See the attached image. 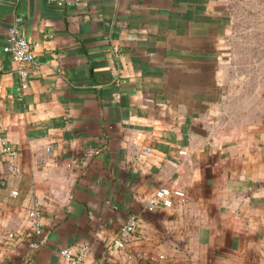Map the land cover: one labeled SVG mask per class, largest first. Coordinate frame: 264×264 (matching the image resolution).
<instances>
[{
  "label": "crops",
  "instance_id": "obj_1",
  "mask_svg": "<svg viewBox=\"0 0 264 264\" xmlns=\"http://www.w3.org/2000/svg\"><path fill=\"white\" fill-rule=\"evenodd\" d=\"M234 2L0 0V264H71L61 247L82 244L85 264H264V84L235 85ZM161 186L186 198L148 209Z\"/></svg>",
  "mask_w": 264,
  "mask_h": 264
},
{
  "label": "built area",
  "instance_id": "obj_2",
  "mask_svg": "<svg viewBox=\"0 0 264 264\" xmlns=\"http://www.w3.org/2000/svg\"><path fill=\"white\" fill-rule=\"evenodd\" d=\"M60 7L69 5H84L88 0H47ZM21 17L17 16L11 22L7 29V43L6 50L10 51L12 57L18 62L17 72L22 79L23 86H26L29 78V66L38 65L37 53L35 50V43H33L22 31L19 26ZM46 149L50 151V147ZM0 150L5 153H15L16 149L13 145L9 144L7 139L0 135ZM181 153H186L185 149L180 150ZM17 191H14L16 194ZM179 196L183 199L186 198V192L183 189L172 188L169 186H161L151 195L147 196L146 204L150 210L157 209L161 206H172L174 204V197ZM31 224L34 228V236L38 237L42 233L40 219L41 212L38 207L33 208L30 213ZM138 219L135 216H130L127 221L120 227L119 232L113 238V244L118 247H123L131 240L138 229ZM33 246H38V238L31 241ZM89 245L82 244L78 248L72 245H64L60 249L61 255L68 260L71 264H85V256L88 252ZM164 258V255H161ZM154 258V257H151Z\"/></svg>",
  "mask_w": 264,
  "mask_h": 264
},
{
  "label": "rangeland",
  "instance_id": "obj_3",
  "mask_svg": "<svg viewBox=\"0 0 264 264\" xmlns=\"http://www.w3.org/2000/svg\"><path fill=\"white\" fill-rule=\"evenodd\" d=\"M234 1L236 8L235 45H239L237 52H239L240 61V64L236 66L235 85L241 87L243 82H249L251 88H254L259 84H264V65L255 60L259 55H264V29L262 28L264 18L259 16V12L264 10V0ZM244 59L245 61L249 59L250 63L245 62Z\"/></svg>",
  "mask_w": 264,
  "mask_h": 264
}]
</instances>
